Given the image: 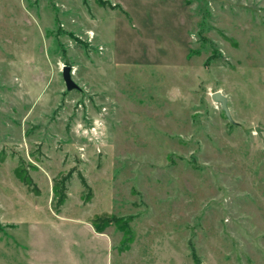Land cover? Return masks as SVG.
<instances>
[{"label":"rangeland","instance_id":"obj_1","mask_svg":"<svg viewBox=\"0 0 264 264\" xmlns=\"http://www.w3.org/2000/svg\"><path fill=\"white\" fill-rule=\"evenodd\" d=\"M0 264H264V0H0Z\"/></svg>","mask_w":264,"mask_h":264},{"label":"water","instance_id":"obj_2","mask_svg":"<svg viewBox=\"0 0 264 264\" xmlns=\"http://www.w3.org/2000/svg\"><path fill=\"white\" fill-rule=\"evenodd\" d=\"M72 75H73L72 67L64 65L61 69V76L64 82L65 90L67 92H70L72 90L82 92L81 87L73 80ZM209 98L212 103L217 104L219 106L225 119L229 123L234 124V122L231 120V117L228 111L226 97L220 91H214L213 93L209 95ZM255 130H257V128Z\"/></svg>","mask_w":264,"mask_h":264},{"label":"clouds","instance_id":"obj_3","mask_svg":"<svg viewBox=\"0 0 264 264\" xmlns=\"http://www.w3.org/2000/svg\"><path fill=\"white\" fill-rule=\"evenodd\" d=\"M90 35H91V33H90ZM99 123V122H98Z\"/></svg>","mask_w":264,"mask_h":264}]
</instances>
